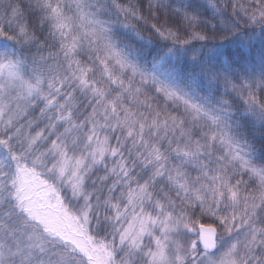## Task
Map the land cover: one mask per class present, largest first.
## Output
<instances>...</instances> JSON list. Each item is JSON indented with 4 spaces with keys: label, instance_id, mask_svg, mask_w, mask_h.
<instances>
[{
    "label": "trees",
    "instance_id": "1",
    "mask_svg": "<svg viewBox=\"0 0 264 264\" xmlns=\"http://www.w3.org/2000/svg\"><path fill=\"white\" fill-rule=\"evenodd\" d=\"M263 7L264 0H0V56L30 70L28 52L16 43L21 34L41 51L60 56L65 54L59 44L65 34L79 35L83 60L78 64L86 71L82 84L90 86L77 89V84L62 80L61 97L34 104L12 124L0 123L2 194L9 192L8 199L16 203L20 194L14 193L15 177L21 179L38 165L48 167V158L37 156L40 150L73 154L96 135L111 151L122 136L125 146L119 157L130 179L137 176V186L150 184L153 166L143 161L139 147L126 135L138 136L141 126L151 132L179 122L222 158L224 185L259 201L264 214V25H248L238 13ZM239 41L249 43L236 45ZM50 68L67 73L66 65ZM123 120L129 124L122 127ZM110 153L89 173L84 197L62 195L61 209L67 214L78 218L84 204L90 209V221L80 225L91 253L89 264H118L107 254L118 250L125 220L117 215L127 203L117 183L124 177L113 168L118 159ZM42 175L47 184L48 173ZM111 183L115 189L110 202ZM162 184L157 177L154 188ZM184 200L189 209H199L193 197ZM14 212L21 216L18 209ZM198 215L201 224L221 229L211 210Z\"/></svg>",
    "mask_w": 264,
    "mask_h": 264
},
{
    "label": "rangeland",
    "instance_id": "2",
    "mask_svg": "<svg viewBox=\"0 0 264 264\" xmlns=\"http://www.w3.org/2000/svg\"><path fill=\"white\" fill-rule=\"evenodd\" d=\"M238 13L248 25H264V7L252 14H245L242 9ZM21 35L16 43L26 49L32 67L27 70L20 61L0 56V123L4 125L12 124L36 103L46 104L51 97H61L64 93L62 80L77 84V89L90 88L82 84L86 71L78 64L83 60L79 35L65 34L67 38L59 43L65 52L63 56L45 53ZM249 41H239L236 45L246 46ZM166 54L177 59L174 52ZM58 65H66L67 73L50 68ZM69 66L73 69L71 73ZM63 100L73 107L70 96ZM57 119L62 121L60 116ZM125 123L129 121L123 120L122 127ZM146 130L141 126L138 136L128 139L126 135V139L139 147L143 161L153 166L154 178L151 177L150 184L137 186L138 177L130 179L125 162L119 157L125 146L122 136L112 151L108 142L97 135L88 137L84 147L73 154L58 148L40 150L37 156L48 158L44 163L48 167L38 165L23 172L21 179L15 177L14 193L15 196L20 194L19 198L15 197L16 203L8 199L9 192L4 195L0 189V264H89L91 253L81 238L80 225L90 221V209L84 204L78 210V218L69 215L61 209L62 195L70 192L74 199L84 197L89 173L100 167L109 152L111 159H118L113 168L116 166V173L124 177L123 183H117L122 184V191L126 193L122 202L127 203L117 215L125 222L118 234V250L109 251V259L116 257L118 264H264L262 206L259 201L247 200L249 197L224 185L225 170L220 168L222 158L179 122L167 123L162 130ZM36 143L34 141L30 148ZM193 170L202 177L196 176ZM42 171L49 175L47 184L43 182ZM157 177L163 184L155 189ZM166 183L177 195L164 187L168 186ZM110 189L111 202L114 183L110 184ZM173 194L179 199L173 198ZM190 196L195 199L198 210L185 205L184 198ZM14 208L21 216L15 214ZM201 210H211L221 229L201 224L198 215ZM200 226L217 230L214 253L200 248Z\"/></svg>",
    "mask_w": 264,
    "mask_h": 264
},
{
    "label": "water",
    "instance_id": "3",
    "mask_svg": "<svg viewBox=\"0 0 264 264\" xmlns=\"http://www.w3.org/2000/svg\"><path fill=\"white\" fill-rule=\"evenodd\" d=\"M200 248L208 253H214L217 249V230L214 227L200 226Z\"/></svg>",
    "mask_w": 264,
    "mask_h": 264
}]
</instances>
